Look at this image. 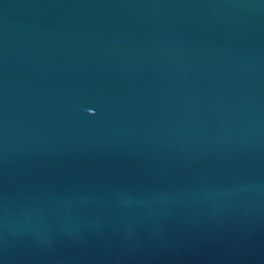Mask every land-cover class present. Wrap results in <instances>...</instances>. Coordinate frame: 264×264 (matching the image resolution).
Wrapping results in <instances>:
<instances>
[{"label": "water", "instance_id": "1", "mask_svg": "<svg viewBox=\"0 0 264 264\" xmlns=\"http://www.w3.org/2000/svg\"><path fill=\"white\" fill-rule=\"evenodd\" d=\"M0 264H264V0H0Z\"/></svg>", "mask_w": 264, "mask_h": 264}]
</instances>
